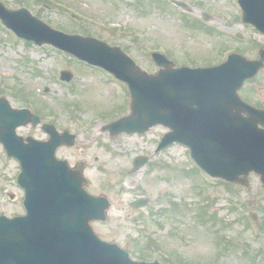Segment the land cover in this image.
<instances>
[{
  "label": "rangeland",
  "instance_id": "1",
  "mask_svg": "<svg viewBox=\"0 0 264 264\" xmlns=\"http://www.w3.org/2000/svg\"><path fill=\"white\" fill-rule=\"evenodd\" d=\"M1 1L10 9L27 8L58 30L89 34L120 46L152 74L158 71L151 59L153 51L166 54L178 66H210L223 61L229 52L255 59L258 47L255 49L253 44H264L262 34L245 28L237 18L236 0H181L192 7L193 14L162 0ZM201 10L211 13L213 20L204 23ZM187 17L197 19L199 24L190 23ZM238 32L242 40L235 36ZM68 56L0 29V96L8 98L15 108L41 110L43 121L53 123L59 131L77 134L72 163L85 161L90 192L103 194L112 203L108 221L93 224L97 235L118 244L139 261L166 264L164 259L172 263L165 258L170 256L174 264H264V189L260 178L250 175L249 190L242 186L229 190L221 180L193 173L195 165L186 148L176 145L152 155L155 141L164 132L160 128L144 136L101 133V126L116 118L114 109L125 106V95L129 93L124 86H113L107 73ZM65 69L74 74L72 84L56 77ZM47 87L50 91L45 94ZM242 94L264 106V69L246 83ZM124 108L116 113L127 111ZM103 114L107 119L102 118ZM18 132L46 138L40 127ZM98 142L105 147L98 146ZM60 155L67 158L68 151ZM139 155L150 156V162L130 176L132 161ZM19 173V164L8 159L0 145V215L25 213L24 192L16 182ZM137 189L136 194H146L152 200L149 207L134 211L129 203L136 194L130 193ZM158 197L164 198L161 205L155 201ZM172 203L179 205L174 207ZM209 212L215 215V224L205 222ZM251 213L257 216L256 221L250 218ZM217 230L221 234H215ZM221 236L229 243L226 252L217 242Z\"/></svg>",
  "mask_w": 264,
  "mask_h": 264
},
{
  "label": "water",
  "instance_id": "2",
  "mask_svg": "<svg viewBox=\"0 0 264 264\" xmlns=\"http://www.w3.org/2000/svg\"><path fill=\"white\" fill-rule=\"evenodd\" d=\"M239 3L244 22L264 33V0ZM0 18L20 37L54 45L128 84L133 113L110 127L113 134L145 133L162 124L173 132L161 147L180 142L192 148L196 161L212 176L245 183L239 176L254 171L264 184V129L259 127H264V111L244 104L237 94L264 66V50L260 60L233 55L210 69H174L171 61L155 53L153 59L161 70L150 76L121 49L53 30L25 9L11 11L0 3ZM62 78L70 81L72 74L64 72ZM29 123L37 126L40 118L0 99V142L9 157L21 163L19 184L26 192L27 209L26 217L0 218V264H138L118 246L96 237L89 223L106 219L107 200L89 198L81 188L85 182L81 172H72L55 159L56 149L73 146L75 136L58 135L53 126L45 125L52 136L48 143L31 138L25 143L16 129ZM145 163L137 159L134 171ZM143 204L139 201L135 207Z\"/></svg>",
  "mask_w": 264,
  "mask_h": 264
},
{
  "label": "flooded vegetation",
  "instance_id": "3",
  "mask_svg": "<svg viewBox=\"0 0 264 264\" xmlns=\"http://www.w3.org/2000/svg\"><path fill=\"white\" fill-rule=\"evenodd\" d=\"M74 149H76V148H74ZM74 149H69V150H74ZM66 150H68V149H66ZM71 156H72V153L69 152V153H68V157H71Z\"/></svg>",
  "mask_w": 264,
  "mask_h": 264
}]
</instances>
